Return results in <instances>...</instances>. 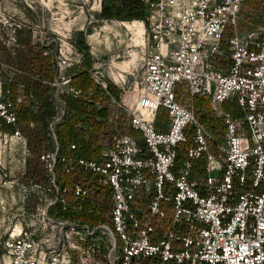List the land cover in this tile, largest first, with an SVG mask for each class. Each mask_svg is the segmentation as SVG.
<instances>
[{"label":"built area","instance_id":"2783aa9c","mask_svg":"<svg viewBox=\"0 0 264 264\" xmlns=\"http://www.w3.org/2000/svg\"><path fill=\"white\" fill-rule=\"evenodd\" d=\"M244 1L171 0V13L151 20L135 88L112 91L93 78L114 111L94 117L110 124L91 157L61 152L66 97L82 91L59 72L46 123L51 149L42 153L48 180L36 185L58 216L47 217L60 227L57 240L49 249L26 228L9 232L4 264H264V25L238 30ZM180 86L190 100L207 98L216 130ZM82 98L91 114V93ZM10 109L0 103V117L15 124ZM73 128L70 150L95 146L84 116Z\"/></svg>","mask_w":264,"mask_h":264},{"label":"rangeland","instance_id":"374dc122","mask_svg":"<svg viewBox=\"0 0 264 264\" xmlns=\"http://www.w3.org/2000/svg\"><path fill=\"white\" fill-rule=\"evenodd\" d=\"M248 1H251L252 5L248 6L245 1L243 2L239 13L238 30L260 32L264 25V0ZM101 2L102 0H0V103L8 100L7 90L11 83H16L19 95L15 108L11 107L9 111L17 114L19 106L23 109L28 107L29 111L37 116L36 120L30 121L27 126L16 121L14 126L20 131L18 135L15 131L5 133L0 130V264L5 262L3 242L9 232L15 235L17 226L32 232L36 240H41L44 248H53L57 240L60 227L48 223L47 217L56 219L58 216L54 210H46L45 196L36 188V185H44L49 175L42 153L51 149L46 123L55 113L53 103L55 90L51 86L55 77L63 70L73 77L80 73L88 74L93 86L85 93L82 92V96L86 97L90 93L92 98L97 96L96 102H100L101 109L97 111L95 102L90 106L93 112H97L100 117L111 118L113 106L93 78L107 82L108 88L112 91L117 90L118 86L124 87L126 91L135 88L133 82H139L143 69L142 58L151 20L164 18L163 15L167 16V13L173 10L171 0H159L146 11L147 23L136 19L142 22L145 31L143 39H139L137 31H134L139 30V27L129 31L122 24L134 21L123 22L100 17ZM28 37H31L35 50L41 48L44 54L50 56L54 72L52 80L43 81L48 86L49 103V114L44 117L38 112V99L25 92L23 78L25 74L18 66L17 57L23 50L21 44ZM81 39L86 48L81 45ZM63 62L66 67L59 68V64ZM119 66L127 69L123 74V80H120ZM29 76L32 82L39 80L36 74ZM112 80H117V83ZM177 93L193 106L202 121L211 129H217L218 117L209 104L207 107H197L196 98L190 100L183 86L177 89ZM82 96L66 97V107L69 101H75L77 105L85 102ZM222 108L227 109L229 105L226 104V108ZM77 109L75 107L69 111L67 107L71 117H74V114L78 115ZM109 124L107 121L99 124L100 130L97 132L93 151H97L106 141ZM25 128L36 130L44 140L42 148L38 150V158L43 166V180L40 183L26 178L25 175L26 162L33 158L23 136Z\"/></svg>","mask_w":264,"mask_h":264},{"label":"trees","instance_id":"16d2710c","mask_svg":"<svg viewBox=\"0 0 264 264\" xmlns=\"http://www.w3.org/2000/svg\"><path fill=\"white\" fill-rule=\"evenodd\" d=\"M159 0H102L101 9L99 16L105 19H116L123 22L136 21L140 19L147 23L146 21V9L150 7L151 3H157ZM247 2V3H246ZM245 4L252 5L251 1L245 0ZM253 5H255L253 3ZM249 6V5H248ZM81 45L86 48V44L81 39ZM23 50L19 52L17 57L18 66L22 72H24V84L26 87L25 92L27 94H32L38 99V112L44 117L49 114V103L47 102V90L48 86L43 83L44 80H52L54 77V72L51 64V58L49 55L44 54V51L40 48L35 50L34 45L32 44L31 37H28L27 40L21 44ZM36 74L38 75L39 80L37 82H32V79L29 75ZM72 83L75 86H78L79 89L85 93L87 90H90L93 86L92 80L89 78L88 74L80 73L72 78ZM8 102L11 103V107L16 106V100L18 97L17 84L11 83L8 88ZM92 98V97H91ZM97 101V96H94L90 100V104L94 105ZM86 104V105H85ZM207 98H196L195 105L197 107H207L208 106ZM75 101L67 102L68 110L75 109L78 112V115H82L87 119V122L93 125V130L98 132L100 130L99 123L94 121V117L98 115L97 112H92L91 114L86 113V102H81L77 105ZM222 107L226 108L224 103ZM15 108V107H14ZM69 113V112H68ZM16 115V121L20 125H28L32 120H36L37 116L32 114L29 111V108L18 107V112ZM76 114L74 117L68 115L64 122L58 126L57 134L58 141L61 147L62 154L66 156L71 155H80L85 157H91L94 153L92 150L91 144L84 143L80 146L78 151L70 150L69 143L74 137V128L73 124L75 122ZM72 118V119H70ZM71 120V121H70ZM26 131L23 132V136L27 140V145L31 151L33 158L27 160L26 162V178L34 180L35 182L40 183L43 180V166L38 158V150L42 148L44 140L34 129L25 128ZM0 130L5 133L14 132L18 129L15 128L14 124L6 122V120L0 117ZM19 131V130H18ZM20 133V131H19ZM131 133H133L131 131ZM96 137H93L95 141ZM180 159L184 158V154L180 151ZM60 167L65 168L66 164H59ZM60 179H74L75 174H63L58 173Z\"/></svg>","mask_w":264,"mask_h":264},{"label":"bare ground","instance_id":"6f19581e","mask_svg":"<svg viewBox=\"0 0 264 264\" xmlns=\"http://www.w3.org/2000/svg\"><path fill=\"white\" fill-rule=\"evenodd\" d=\"M124 27H126L129 31H132L134 30V28H137L139 27V30H134V31H137L136 32V35L139 39H143L144 35H145V31H144V28H143V24L141 21H134V22H131V23H122ZM137 43V42H136ZM135 43V44H136ZM118 70L120 71L121 75H120V80L122 79L123 77V74L127 71V69L124 67V66H119L118 67ZM123 80V79H122ZM113 81V80H112ZM113 82L117 83V80H114ZM21 231V227L20 226H17L15 231H14V234H18L19 232Z\"/></svg>","mask_w":264,"mask_h":264}]
</instances>
